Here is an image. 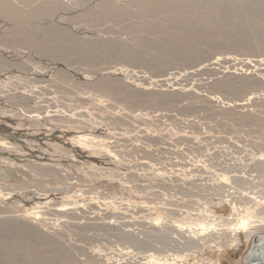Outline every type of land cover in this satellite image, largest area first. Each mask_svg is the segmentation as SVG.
Returning <instances> with one entry per match:
<instances>
[{"label": "rangeland", "instance_id": "rangeland-1", "mask_svg": "<svg viewBox=\"0 0 264 264\" xmlns=\"http://www.w3.org/2000/svg\"><path fill=\"white\" fill-rule=\"evenodd\" d=\"M148 1L0 0V264L264 260V0Z\"/></svg>", "mask_w": 264, "mask_h": 264}, {"label": "bare ground", "instance_id": "bare-ground-1", "mask_svg": "<svg viewBox=\"0 0 264 264\" xmlns=\"http://www.w3.org/2000/svg\"><path fill=\"white\" fill-rule=\"evenodd\" d=\"M191 1V0H190ZM195 2H196V0H194ZM197 1H199V0H197ZM202 1V0H201ZM205 1V0H204ZM210 1V0H209ZM223 1V0H222ZM252 1V0H251ZM255 1V0H254ZM261 1V0H260ZM149 2V3H148ZM147 3H148V5L149 4H151V3H153L152 5H154V6H157L156 8H158V7H160V8H162V7H164L165 9H168L169 7L171 8V7H174V11H176V9H175V6H177L178 8H179V5H185L186 6V3H185V0H150V1H148ZM186 2H188V1H186ZM200 2V1H199ZM203 2V1H202ZM257 2V1H256ZM259 2V1H258ZM205 3V2H204ZM203 3V4H204ZM192 4V3H191ZM195 4V3H194ZM196 4H198V3H196ZM200 4V3H199ZM198 4V5H199ZM219 4H221L220 3V1H215L214 3H213V5L214 6H212L213 7V10L214 11H216V13L218 12L217 10L219 9V8H221L220 6H219ZM260 4V3H259ZM188 5V4H187ZM201 5V4H200ZM257 5V4H256ZM264 5V4H263ZM189 6H191V5H189ZM225 6V5H224ZM223 6V7H224ZM227 6V5H226ZM261 6H262V4H261ZM150 7V6H149ZM152 7V6H151ZM193 7V9H194V7H196V6H192ZM199 7V6H198ZM211 7V6H210ZM181 8V7H180ZM172 9V8H171ZM192 9V8H191ZM192 9V10H193ZM210 9H212V8H210ZM225 9V8H224ZM227 9V8H226ZM98 10V9H97ZM155 10V9H154ZM209 10V9H208ZM161 11V10H160ZM178 11V10H177ZM194 11V10H193ZM212 11V10H211ZM225 11V10H224ZM100 12V11H99ZM210 12V11H209ZM93 13V12H92ZM178 13V12H177ZM215 13V14H216ZM224 13V12H223ZM196 14V13H195ZM219 14V13H218ZM220 14H221V12H220ZM87 15V14H86ZM208 15H211V13L210 14H208ZM214 15V14H213ZM213 15H212V17H213ZM88 16V15H87ZM172 16V15H171ZM174 16V15H173ZM176 16V15H175ZM178 16V15H177ZM180 16V15H179ZM224 16V15H223ZM226 16V15H225ZM184 17V16H183ZM190 17H191V15H190ZM215 17V16H214ZM205 18H208V17H205ZM217 18V17H216ZM180 19V18H179ZM178 19V20H179ZM222 19V18H221ZM261 19V18H260ZM174 20H175V18H174ZM204 20V19H203ZM212 20V19H211ZM210 20V22H212ZM214 20V19H213ZM216 20V19H215ZM220 20V19H219ZM191 21V20H190ZM201 21V20H200ZM206 21V20H205ZM264 21V20H263ZM207 22V21H206ZM214 22V21H213ZM216 22V21H215ZM222 22V21H221ZM245 22V21H244ZM189 23V22H188ZM201 23V22H200ZM219 23V22H218ZM204 24V23H203ZM206 24V23H205ZM208 24H209V21H208ZM214 24V23H213ZM213 24H211V25H213ZM215 24H217V23H215ZM184 25V24H183ZM189 25V24H188ZM221 25H222V23H221ZM197 26V25H196ZM210 26V25H209ZM218 26V25H217ZM223 26V25H222ZM221 26V27H222ZM256 26V25H255ZM262 26V25H261ZM189 27V26H188ZM192 27V26H191ZM201 27V26H200ZM203 27V26H202ZM208 27V26H207ZM211 28V27H210ZM214 28H217L216 26H214ZM214 28H212V29H214ZM223 28V31H224V27H222ZM227 28V27H226ZM232 28V27H231ZM187 30L189 29V28H186ZM191 29V28H190ZM193 29V28H192ZM204 29V28H203ZM208 29V28H207ZM263 29V28H262ZM199 30V29H198ZM202 30V29H201ZM206 30V29H205ZM239 30V29H238ZM238 30H235V31H238ZM244 30V29H243ZM264 30V29H263ZM190 31V30H189ZM209 31V30H208ZM240 31V30H239ZM186 32V31H185ZM192 32V31H191ZM215 32V31H214ZM217 32V31H216ZM225 32H226V30H225ZM228 32V31H227ZM188 33V32H187ZM197 33V32H196ZM203 33H204V31H203ZM205 33H206V31H205ZM219 33V32H218ZM186 34V33H185ZM201 34V33H200ZM210 34V33H209ZM220 34V33H219ZM222 34V33H221ZM183 35V34H182ZM189 35V34H188ZM195 35H197V34H195ZM194 35V36H195ZM187 36V35H186ZM189 36H191V35H189ZM229 36V35H228ZM191 37H193V36H191ZM198 37V36H197ZM197 37H196V39H197ZM230 37V36H229ZM232 37V36H231ZM230 37V38H231ZM185 39V38H184ZM187 39V38H186ZM191 40H193V39H191ZM175 41V40H174ZM194 41V40H193ZM171 45V44H170ZM191 47V46H190ZM189 48V47H188ZM175 49V48H174ZM180 50V49H179ZM176 51V50H175ZM178 52V51H177ZM15 191V190H14ZM239 219V218H238ZM261 220V219H260ZM249 222H254V221H251L250 219H249V217H245V218H241L237 223H234L233 224V226H235L236 228H238L239 229V231H243V229L247 226V224L249 223ZM263 223V222H262ZM254 225H256V226H259L258 228H256V231L257 230H263L264 231V226H261L259 223L258 224H254ZM208 226V225H207ZM211 226V225H210ZM206 228H209V227H206ZM201 229L203 230L204 229V227L202 226L201 227ZM210 229H211V227H210ZM179 230V229H178ZM204 230H206V229H204ZM203 230V231H204ZM189 239V238H188ZM261 245L262 244H264L262 241H261V243H260ZM264 263V260H263V258H258L255 262H252L251 264H263Z\"/></svg>", "mask_w": 264, "mask_h": 264}]
</instances>
